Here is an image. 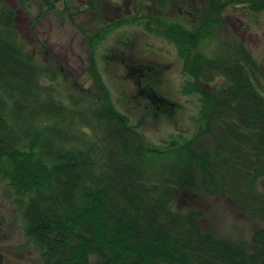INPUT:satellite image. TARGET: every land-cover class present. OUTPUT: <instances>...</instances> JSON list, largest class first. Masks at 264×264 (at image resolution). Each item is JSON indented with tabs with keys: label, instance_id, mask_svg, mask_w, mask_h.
Wrapping results in <instances>:
<instances>
[{
	"label": "trees",
	"instance_id": "1",
	"mask_svg": "<svg viewBox=\"0 0 264 264\" xmlns=\"http://www.w3.org/2000/svg\"><path fill=\"white\" fill-rule=\"evenodd\" d=\"M41 1L49 10L62 2ZM146 1L154 14L86 36L91 85L67 92L24 48L14 11L0 0V176L19 201L25 234L39 264H264V228L249 242L221 237L188 203L222 196L264 224L260 71L241 45L200 49L224 26L226 7L248 2L262 12L264 0H205L191 27L165 17L185 12L183 0ZM132 23L175 46L187 78L181 93L198 96L191 138L148 142L115 109L95 50Z\"/></svg>",
	"mask_w": 264,
	"mask_h": 264
},
{
	"label": "rangeland",
	"instance_id": "2",
	"mask_svg": "<svg viewBox=\"0 0 264 264\" xmlns=\"http://www.w3.org/2000/svg\"><path fill=\"white\" fill-rule=\"evenodd\" d=\"M4 2L14 11L24 48L38 65L56 70L54 82L67 92L91 85L86 36L114 21L155 13L146 0H62L55 10L47 9L41 0ZM183 2L185 12L165 17L181 19L191 27L193 14L206 2ZM221 18L224 26L216 29L214 41L204 42L200 49L215 55L218 46L241 45L260 71L261 77L256 76L255 81L264 92V11L253 12L244 2L226 7ZM95 59L115 109L148 142L168 145L194 136L198 96L181 93L187 78L174 45L132 23L110 31L99 41ZM18 202L0 176V264H39L37 249L25 234ZM188 203L203 213L204 227L221 237L249 242L253 233L264 228L222 196L190 195ZM90 263L98 264L94 257Z\"/></svg>",
	"mask_w": 264,
	"mask_h": 264
}]
</instances>
